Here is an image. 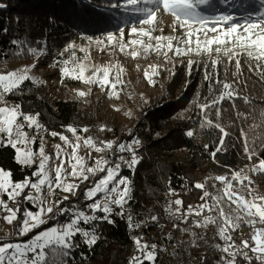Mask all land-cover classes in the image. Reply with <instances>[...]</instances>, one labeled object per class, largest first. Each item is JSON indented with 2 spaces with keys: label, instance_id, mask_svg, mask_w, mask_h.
<instances>
[{
  "label": "snow or ice",
  "instance_id": "1",
  "mask_svg": "<svg viewBox=\"0 0 264 264\" xmlns=\"http://www.w3.org/2000/svg\"><path fill=\"white\" fill-rule=\"evenodd\" d=\"M214 0H124L123 5L111 3L110 7L125 9L131 8L134 13L141 18L137 23L141 27H131L128 35L138 38L125 39L124 28H119V48L121 53L128 52L131 58L135 59L142 50L145 56L150 52L157 55H163L165 63L172 56L196 55L207 56L206 61L188 60V70H191L194 64L201 63L204 68V79L209 81V96L197 97L196 106L201 113H207L208 110L216 108V114L219 118L221 109L217 105L222 104L226 99L231 100L235 105L236 99H243L245 104H250L249 97H241L237 90L239 77L242 75V60L246 58L248 68L252 72L261 74L264 78V0H260V8L256 13H249L247 18H243L240 23L230 13L225 12L220 15H206L198 10L201 6L211 7ZM219 5H226L228 0H217ZM5 5L0 4V8ZM158 13L170 15L172 20V31H184L182 37L168 36L163 34L154 35L160 23ZM143 26H147L146 28ZM6 31V30H5ZM147 38V43H145ZM115 33H107L105 40H96V44H106L116 47ZM91 42V38H89ZM175 41V43H174ZM154 42V43H153ZM14 45L23 47L20 41H13ZM131 46V47H129ZM74 45H68L64 52L73 49ZM31 55L39 56L42 50L38 48L29 49ZM85 53L84 57L78 58L75 51L71 52L70 58H65L60 63L61 80L70 77L86 85H96L102 91H106L109 98H119V92L123 90V80L121 73L124 69L119 65H92L86 63L89 60L87 50L83 47L79 49ZM64 53H61L63 56ZM234 65L235 71L231 73L233 79L229 80V69ZM224 68V79L220 78V68ZM139 68V66H137ZM36 68V64L26 66L19 70L0 71V147H11L15 150L14 161L22 167H32L35 165V171L32 176H27L22 180H13L11 170L0 168V197L6 195L7 200L0 198V212L6 213L2 217L8 225L17 222L14 227V235L19 237H29L21 242H14L8 239V234L4 239H0V264H57L56 258L68 255V251L77 246L74 238L81 237L83 243L87 246H94L99 233L95 229L86 228L94 222L113 223V206L123 208L130 199L131 182L128 177L122 176L120 170L122 165L128 168H134L139 162L138 148L142 145L139 138H133L128 143H115L112 141H100L97 143L93 137H82L81 132L86 133L87 127L77 129L74 126H65V130L71 133L75 143L63 133L48 131L39 123V113H25L20 104H9L7 97L21 90L25 82L42 83L30 73ZM159 65H151V72L145 70L144 76L152 83V76L158 75ZM209 69L211 71H209ZM91 70V75L86 73ZM115 70V71H114ZM114 73V74H113ZM78 97H85L88 93L77 90ZM203 100V102H201ZM264 109V105H261ZM114 110L119 111L118 108ZM245 119L248 113H237ZM260 123H254L251 127L259 129L264 127V110L259 116ZM218 128L222 134L219 144L214 150L209 151V156L215 161L216 155L224 150L225 138L229 135L224 126L218 124L204 116L201 127ZM34 129L35 133L41 130L46 131L52 137H58L64 143L65 147L71 148V153L64 151L60 145H56L55 157L59 164L54 169L50 167L52 156L46 153L43 137H40L41 144L38 149H33L30 145L36 143L37 135H29L25 128ZM100 131H112L105 125L100 127ZM188 137H192L194 132L188 130ZM261 135H264L262 133ZM241 136L244 140V154L249 161H253L258 156L255 148V139L252 145H249V136L244 129H241ZM83 140V145H81ZM83 146L86 149L96 153H106L112 150L118 153H128L130 159L119 155L115 160H109L104 155L92 160L91 165L88 161L78 155V151ZM205 150L211 148L210 145H204ZM114 152V154H115ZM39 163L36 164V159ZM91 159V156H90ZM71 168L68 172L67 168ZM54 170V178L51 172ZM229 174L217 175L214 180L221 187L218 189L220 194H213L205 187V183L196 182L190 185L191 188L201 190L203 195L200 197L202 203L196 208L191 205L187 210H183V200L176 199L171 206L166 209L170 215H179L183 222L187 223L189 216H197L201 219L193 221L194 227H207L209 224L217 227V234L223 244H217V250L223 253L220 260L223 264H237L238 258L252 264V256L259 264H264V196L259 195L253 187L251 175L264 174V157L255 160L253 166L245 172L241 170H229ZM104 173L98 180L85 187L83 197L91 203L85 204V209H78L75 206L71 208L61 207V204L68 199L65 195L62 199L47 200L43 198V190L47 188L49 196L55 194L56 189L64 193H70L75 196L79 191L80 184L88 182L90 177H96ZM35 178V179H34ZM186 180V178H185ZM78 181L79 183H77ZM217 184L212 187L216 188ZM169 180V195H176L175 189L171 188ZM26 189L32 192L26 193ZM239 189H246L242 193ZM23 197L25 201H32L33 207L37 211L25 209L23 219H19L20 208H13L11 204L17 203V199ZM97 197H100L97 199ZM210 198V199H208ZM228 202L231 209L225 212L223 202ZM209 213L204 215V213ZM216 212L217 215L211 213ZM67 216L68 219L63 224L42 228L48 225L56 214ZM102 213V215H97ZM156 221L158 217L152 216ZM131 221V217H129ZM139 227L140 225H134ZM250 231L245 233L243 227ZM176 227V225H174ZM38 229H42L37 231ZM239 231L241 239L239 243L234 239L233 233ZM31 234V235H30ZM136 252L129 259V264H156L157 245L143 242L142 237L134 239ZM48 250V251H46ZM51 253V256L49 255ZM219 264V262H218Z\"/></svg>",
  "mask_w": 264,
  "mask_h": 264
},
{
  "label": "trees",
  "instance_id": "2",
  "mask_svg": "<svg viewBox=\"0 0 264 264\" xmlns=\"http://www.w3.org/2000/svg\"><path fill=\"white\" fill-rule=\"evenodd\" d=\"M117 2L0 0V4L5 5L0 8V66L32 57L30 48L48 46L53 53L62 50L73 39L116 32L126 21L124 7H110L111 3ZM123 2L119 0L120 4ZM212 4L220 8L229 7L241 14L248 13L256 5L252 0H228L226 5H219L214 0ZM13 41H20L23 47L14 45ZM234 71L233 65L229 69V80L233 79L231 73ZM220 78L224 79L223 66L220 68ZM209 84L204 79L201 63L193 65L191 74L185 62L174 67L162 85L161 93L149 99L128 136L129 140L139 138L142 145L138 148L140 162L127 172L131 192L125 211L113 213L111 224H93V229L99 233L94 246L85 245L81 237L74 238L77 246L71 248L68 255L57 257V264H128L123 253L131 251L134 238L138 236L132 226L147 218L146 213L157 216L160 205L169 194V180L176 196L183 200L185 210L192 203L200 201L202 191L190 189V185L198 182L199 176L230 175L229 170H239L244 163L253 164L256 159L264 157V135H261L264 127H251L254 123H260L259 116L264 110L261 108L264 105V78H261V74L250 71L246 58L242 60V75L237 90L241 97H249L251 103L245 104L241 98L236 99L233 105L231 100L226 99L217 105L222 110L219 118L216 108L201 113L196 106L197 97L209 96ZM7 100L11 104L22 105L25 113H39V123L50 131L58 132L68 125L77 129L94 128L98 124L97 110L93 105L68 98L50 105L44 98L42 87L30 81L8 96ZM238 112L248 113L247 119L238 116ZM205 115L224 126L229 133L224 141V150L217 153L215 161L209 156V151L219 144L222 134L218 128L201 127ZM241 129L248 133L250 146L255 139L258 156L253 161H249L244 154ZM188 130L194 132L192 137L186 135ZM205 144L211 146L207 151ZM178 152L182 153L181 158L175 157ZM14 156L13 148L0 147V168L11 170L13 180L32 176L35 167H22L14 161ZM80 198L83 199L82 193L75 202ZM243 231L249 232L247 229ZM217 244L222 245L223 241L214 230L205 236L199 234L193 243L175 247L164 264H217L220 259L215 247ZM250 256L252 264H259L254 254ZM145 264L148 262L145 261ZM237 264L248 262L238 258Z\"/></svg>",
  "mask_w": 264,
  "mask_h": 264
},
{
  "label": "rangeland",
  "instance_id": "3",
  "mask_svg": "<svg viewBox=\"0 0 264 264\" xmlns=\"http://www.w3.org/2000/svg\"><path fill=\"white\" fill-rule=\"evenodd\" d=\"M256 5L252 7L251 10L246 14L238 13L237 11L231 10L229 7L220 8L216 7L215 5L209 6H201L200 9L206 15H220L224 14L225 12L230 13L233 15L237 21L243 23V18H247L249 13H256V10L260 8V0H252ZM123 5V3L121 4ZM123 7V6H122ZM249 10V9H248ZM247 10V11H248ZM264 10V9H262ZM126 12V21L124 22L122 28L125 30V39H133L138 38L135 36H129L128 33L131 27H141L137 23L140 20V16L133 12L131 8L125 9ZM158 17L160 19V23L157 27L156 32L154 35H161V29H163V34L168 36H177L182 37L184 35V31H172V20L173 18L170 15H164L163 13H158ZM147 27V26H143ZM116 35V47L107 46L106 44H96V40H105L106 34L98 35V36H88V37H80L69 41L62 50H57L55 52H51L48 46H44L41 48L42 52L37 57H30L22 60H18L16 62H8L4 65L0 66V71H11V70H19L26 66H30L32 64H36V68L30 73L32 76L36 77L38 80L43 81L42 83H35L37 87H42V93L44 95L45 100L50 104L54 105L57 100H61L64 98L72 99L78 102L87 103L89 105H93L97 110V118L98 124L96 126L88 128L86 133L81 132L80 135L82 137H93L97 143L100 141H112L115 143L123 142L128 143L131 140L128 139L132 129L134 128L136 122L141 117V113L143 108L147 105L149 99L156 94L161 93L162 85L167 81L168 77L172 73L175 66L180 65V63L185 62L187 63L189 59L193 61L196 60H207V56H196V55H183V56H172L169 53L171 59L165 63V58L163 55H157L155 52H150L147 56L140 51V55L133 59L131 58L128 52L121 53L119 48V32H113ZM91 38V42L89 41ZM145 43H147V38H145ZM154 43V42H153ZM175 43V41H174ZM74 45L73 49H70L68 52H64L65 48L68 45ZM46 45V44H45ZM83 47L87 50V54L89 55V60L86 63L90 66L92 65H115L119 64L123 69V73H121V79L123 80L122 88L123 90L119 92V98H109L106 91H102L99 86L96 85H86L81 83L78 80L71 79L70 77L64 78L63 81L61 80V72L60 68L63 67V64L60 63L65 58H70L71 52L75 51L76 56L78 58H83L85 53L79 51V49ZM131 47V46H129ZM64 53L61 56V53ZM188 64V63H187ZM151 65H159L160 68L158 69V75L152 76V83L154 86H150L149 81L145 78L144 72L148 70L151 72L150 66ZM139 66V68L137 67ZM115 71V70H114ZM87 75H91V70H89ZM114 74V73H113ZM81 90L88 93L85 97H78L76 95V91ZM9 102V101H8ZM9 104H11L9 102ZM118 108L119 111L114 110ZM41 124V123H40ZM42 125V124H41ZM105 125L107 128L112 129V131H100V127ZM43 126V125H42ZM43 128L47 129L45 126ZM48 130V129H47ZM25 131L29 133V135H37L36 143L34 145H30L33 149H38L41 144L40 137H43V143L45 147V151L47 154L52 156V162L50 167L52 169L55 168L56 165L59 164V160L56 159V145H60L64 148V151L67 153H71L70 147H65L64 143L59 140L58 137H52L48 135L46 131L41 130L39 133H35L34 129L25 128ZM50 131V130H48ZM57 132V131H55ZM57 133H63L66 135L72 143H75V139L71 133L66 132L65 128ZM81 145H83V140H81ZM15 151V150H14ZM115 150L106 152V153H96L89 149L81 148L78 151V155L84 157L86 161H88L89 165H91L92 160L95 158H99L101 155H104L109 160H115L117 156L123 155L126 159H130V155L128 153H118ZM91 156V159H90ZM176 158H181L182 153L178 152L175 155ZM39 163V158L36 159V164ZM35 167V165H33ZM253 166V164H245L240 167L239 170L243 169L245 172L248 171ZM67 171L70 172L71 168H68L67 165L65 166ZM133 169V168H132ZM132 169L128 168L125 165H122L120 174L122 176L128 177L127 175L129 171ZM52 177L54 178L55 172L54 170L51 172ZM104 175V173L98 174L96 177H90L88 182L81 183L79 191L75 196L71 195L70 193H64L60 189H56L55 194L49 196L47 188L43 190V198L47 200H57L62 199L65 195L68 196V199L61 204V207L64 208H71L75 206L78 209H85L86 203H91V201H86L83 197L80 201H76V198L79 196V193L83 192L85 187L89 186L93 180H98L100 176ZM217 175H203L198 177V182L205 183V187L208 191L212 192L213 194H220L218 189L221 187L217 182L214 180V177ZM35 179V178H34ZM251 179L253 181V187L259 193V195L264 196V174L259 176L251 175ZM79 183L78 181H76ZM217 184L216 188H213L212 185ZM242 193H246V189H239ZM26 193L32 192V190L26 189ZM32 194H35L32 192ZM203 195V192L201 196ZM0 198L7 200V196L4 195ZM100 197H97L99 199ZM179 199L176 195H167L164 202L160 205L161 209L157 213L158 219L153 221L151 214H145L147 218L142 221H137L135 225L139 224V227L132 226L136 237H142L143 242L149 244L157 245L156 249V264H164L165 261L168 260L169 255L175 250V247L180 246V244L189 245L194 242V240L198 237V235L205 236L210 232V230H214L217 237V227L215 225L209 224L206 228L205 227H194L193 221L201 219L197 216H189L187 218V223L183 222L179 215H170L166 209L170 206L175 208L176 206L171 202ZM210 199V198H208ZM84 200V201H83ZM202 201L200 200L197 203H192V207L196 208ZM26 204H29L32 211H37L36 207H33L32 201H25L23 197H19L17 199V203L11 204L10 206L16 208L19 206L20 213L19 219H23V211L25 209H29L26 207ZM127 204V203H126ZM125 206L121 208H117L113 206V213L121 214L126 209ZM225 212H230L231 209L228 205V202L225 200L223 202ZM188 208V207H187ZM187 208L185 210H187ZM86 210V209H85ZM209 213L205 212L204 215H208ZM212 215H217L216 212L211 213ZM6 215V213L0 212V239H4L5 235L8 234V239H13L14 242H21L23 240L29 239V237H19L14 235V227L16 226L17 222L14 221L12 225H8L2 219V217ZM97 215H102V213H97ZM68 219L67 216H60L59 213L56 214L54 219L49 221L48 225L42 226V228H47L51 226H55L57 224H63ZM95 223V222H94ZM93 223V224H94ZM93 224L84 226L86 228L93 229ZM132 224H134L132 222ZM176 225V227H174ZM243 229H247L250 231L246 226ZM42 229H38L40 231ZM31 235V234H30ZM135 237V238H136ZM134 238V239H135ZM82 239V238H81ZM220 239V238H219ZM222 241V240H221ZM177 242V245L175 244ZM176 245V246H175ZM130 252H124L123 257L127 259V263L129 264V259L132 255L138 254L136 252V247L133 243L132 248H130ZM219 254V258L223 255L222 252L216 249ZM147 262V261H146ZM219 264H223V261L219 259ZM217 262V264H218Z\"/></svg>",
  "mask_w": 264,
  "mask_h": 264
},
{
  "label": "built area",
  "instance_id": "4",
  "mask_svg": "<svg viewBox=\"0 0 264 264\" xmlns=\"http://www.w3.org/2000/svg\"><path fill=\"white\" fill-rule=\"evenodd\" d=\"M58 101V100H57ZM233 237L234 239L237 241V243H239L240 239H241V236L239 234V231L233 233ZM252 253H249V255H251Z\"/></svg>",
  "mask_w": 264,
  "mask_h": 264
},
{
  "label": "water",
  "instance_id": "5",
  "mask_svg": "<svg viewBox=\"0 0 264 264\" xmlns=\"http://www.w3.org/2000/svg\"><path fill=\"white\" fill-rule=\"evenodd\" d=\"M26 207H27V208H29V209H31V207H30V205H29V204H26Z\"/></svg>",
  "mask_w": 264,
  "mask_h": 264
}]
</instances>
